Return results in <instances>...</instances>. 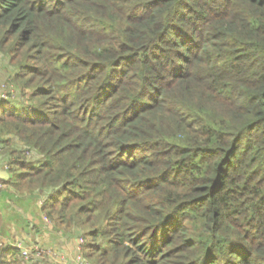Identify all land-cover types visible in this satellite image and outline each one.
Instances as JSON below:
<instances>
[{
  "label": "trees",
  "instance_id": "trees-1",
  "mask_svg": "<svg viewBox=\"0 0 264 264\" xmlns=\"http://www.w3.org/2000/svg\"><path fill=\"white\" fill-rule=\"evenodd\" d=\"M0 47L7 181L86 258L264 264V0H0Z\"/></svg>",
  "mask_w": 264,
  "mask_h": 264
},
{
  "label": "crops",
  "instance_id": "crops-1",
  "mask_svg": "<svg viewBox=\"0 0 264 264\" xmlns=\"http://www.w3.org/2000/svg\"><path fill=\"white\" fill-rule=\"evenodd\" d=\"M5 155L4 152L0 153V169L7 171ZM7 179L0 178V247H16L21 252L33 245L42 248L44 244L53 248L56 256H65L72 250L74 252L77 237L73 233L68 235L67 232L53 229L39 207L42 200L38 195L16 189ZM42 258L43 256L27 259L26 262L36 263Z\"/></svg>",
  "mask_w": 264,
  "mask_h": 264
},
{
  "label": "rangeland",
  "instance_id": "rangeland-1",
  "mask_svg": "<svg viewBox=\"0 0 264 264\" xmlns=\"http://www.w3.org/2000/svg\"><path fill=\"white\" fill-rule=\"evenodd\" d=\"M16 71H17L16 66L11 61L10 54L5 52L4 49L0 47V102H5V103L14 102L16 104L15 106L20 107L18 104H21V102L26 103L27 101H29L28 95H30V93L32 92V89L28 87L24 88L12 80L13 75L15 74ZM0 153H2V151ZM34 155H38V152ZM67 233L68 235H70V233L71 234L73 233L77 237L75 240L74 252L72 250V252L68 251L65 256L62 254H59L58 256H56L57 254L53 248L43 244L42 246V249L44 250L43 258L42 260H40L39 263L40 264H54L55 261L57 263L63 262L61 261L63 259L64 260L63 264H68V262H71V261L73 262L76 261L78 264L79 257H80L81 259H85L86 262L89 261L88 263L90 264H97L91 261V259L89 260L82 254L81 244L84 243L85 239L82 237L83 241L80 242L81 236L79 234L76 235L75 232H70V231ZM102 243H104V241ZM21 257L23 258V260H27L22 255ZM29 259H32V258H29ZM27 264H38V262L35 263V262L28 261Z\"/></svg>",
  "mask_w": 264,
  "mask_h": 264
},
{
  "label": "built area",
  "instance_id": "built-area-1",
  "mask_svg": "<svg viewBox=\"0 0 264 264\" xmlns=\"http://www.w3.org/2000/svg\"><path fill=\"white\" fill-rule=\"evenodd\" d=\"M2 187V184L0 183V188ZM83 241V238L81 237L80 238V242H82ZM43 249L42 248H40V247H38L37 245H33V247H31L30 249H22L21 250V255L24 257V258H26V259H29V258H37V257H42L43 256ZM55 261V260H54ZM61 261H63L64 262V260L62 259ZM63 262H54V264H63ZM89 262V261H88ZM88 262H86V260L85 259H81L80 257H79V262H78V264H87ZM77 264V262L76 261H71V262H68V264ZM88 264H90V263H88Z\"/></svg>",
  "mask_w": 264,
  "mask_h": 264
},
{
  "label": "water",
  "instance_id": "water-1",
  "mask_svg": "<svg viewBox=\"0 0 264 264\" xmlns=\"http://www.w3.org/2000/svg\"><path fill=\"white\" fill-rule=\"evenodd\" d=\"M0 178H3L4 180L8 178V172L6 170L0 169Z\"/></svg>",
  "mask_w": 264,
  "mask_h": 264
}]
</instances>
